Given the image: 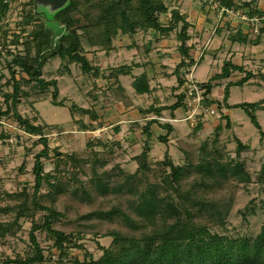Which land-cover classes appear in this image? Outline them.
Segmentation results:
<instances>
[{
	"label": "rangeland",
	"instance_id": "rangeland-1",
	"mask_svg": "<svg viewBox=\"0 0 264 264\" xmlns=\"http://www.w3.org/2000/svg\"><path fill=\"white\" fill-rule=\"evenodd\" d=\"M163 1L170 8L179 7L184 11L180 10L183 15L196 20H193L198 26L192 31L195 42L193 47L199 52V60L202 54L206 55L198 66L196 64L197 68L191 69L190 73L193 78L195 75L196 82H200L199 84L207 82L214 75V70L221 72L224 61L230 59L237 65L244 64L248 71L257 72L255 78L250 80L253 81L251 84L231 88V102L255 103L264 98L262 72L264 60L261 59L263 52L259 54L256 48H252L256 46L255 44L250 43L248 47H244L238 43L235 45L229 39L230 32L241 27L242 16L247 15V11L227 14L220 9L216 0ZM250 1L253 0H236L239 4ZM67 4L68 1L63 0H36L34 4L32 0H12L10 9L0 18L1 111L7 110V95L14 91L9 65L14 66L12 62L16 57L26 56L27 44L31 42L32 33L37 26L44 22L48 28H53L54 25H48L47 21ZM257 4L261 5L260 11H262L264 0H255V6ZM85 11L81 8L78 15L82 26L95 21L94 17L85 18L83 16ZM170 17V13L162 15V23L167 24ZM205 17L208 18L207 21H204ZM202 22L205 29L201 33L199 27L201 28ZM258 25L260 27V24ZM180 28L181 25L171 33L172 35L162 36L159 41H164L166 38L165 40L174 44L178 40ZM52 30L55 32L56 29ZM151 32L153 36L159 37L156 32ZM78 33L84 54L91 61L92 66H99L101 63L102 66H119L131 62L133 53H130V57L124 53V57L119 56L120 59L114 60L113 64L109 56L104 55L101 58L99 54L106 51H101L100 47L92 45L95 43V36H98V29L89 31L82 29ZM121 37L120 35L115 40L116 46L118 42H122ZM251 38L254 41L252 36ZM140 41L144 39L141 37ZM233 46L237 49L235 50ZM243 48L245 52L241 51ZM157 52L153 53L154 57L160 54L159 57L162 58V50ZM34 54L35 49L32 48V55ZM212 59H214L213 64ZM15 70L16 79L21 83V103L18 111L35 125L45 128L50 148L49 157L44 159L43 163L45 174L53 176L54 179L44 183L38 203L63 213L64 218L55 221L54 228L75 235V242L82 245L80 248L68 247L69 255L60 257L59 262L60 252L54 246L55 241L47 233L37 232L46 258L43 264L97 261L104 254L102 248H109L113 242V238L108 236L111 232L117 231L122 235L134 237H142L150 232V229L133 232L122 218L104 221L92 216L95 213L119 208L136 219L133 208L139 203L138 198L127 193V188L119 193H115L114 190L125 180L118 164H122L123 170L128 172L136 171L137 164L131 155L137 154L138 150L124 149L127 144L124 142L125 133L119 135L122 148L113 145L115 135L112 132L117 127L119 118L115 114L114 117L107 116L106 113L118 98L111 92L112 90L109 91L106 82L97 81L93 73H84L80 65L70 63L68 59L59 57L50 59L43 70V78L58 81L60 94L57 101L63 103L59 107L53 103V88L42 92L34 82L27 83L26 74L18 68ZM187 71L189 70L186 69L185 72L188 73ZM243 77V74L234 73L231 81L237 82ZM226 83H214L215 87L209 96L210 100L215 101L213 105L203 101L204 103L197 107L193 114L192 110H187L190 113L189 117L193 116L191 119L189 117L186 119L190 121V133L187 139L189 146L186 147L189 156L185 159L184 154L179 151L178 141L172 143L173 155H169L174 159V163L182 159L180 165L184 166V172L179 181L170 179L166 182L164 177L170 173V170L163 165H155L152 172L147 175V179L141 181L140 185L142 190L153 185L157 198L173 202L182 214L190 213L189 219L192 221H189L193 224L195 222L198 225H205L214 234L233 239L244 237L253 240L261 233L264 226V184L259 181V174L264 166V139L242 109L229 110L232 119L229 116L230 127L227 126V115L223 107ZM219 100L222 102V108L217 104ZM115 108H117L115 111L118 110L117 106ZM82 109L94 112L98 118L101 116L106 128L102 131L84 128L83 126L92 124L93 115L91 113L84 115ZM257 113L258 121L264 131V111ZM197 127L201 128L195 131ZM40 138L26 133L13 114L0 120V223L10 224L13 228L12 234L0 240V264L6 258L15 259L18 256L25 258L32 254L30 232L33 224L42 223L46 215L45 212L36 209L32 201L35 186L33 174L35 156L44 149ZM94 140L103 143L96 145ZM237 140L249 149L240 151ZM90 143L95 145L91 146ZM162 149L165 147L154 146L152 156L158 157ZM160 157L163 160L164 154ZM236 162H242L251 174L250 184H239L230 174L222 179L223 177L217 175L219 173L216 169L211 176L218 177V181L195 170V167L201 163H218L227 167ZM96 177L97 180L108 182L110 193L100 194ZM7 194L14 196L9 197ZM211 208L218 209L220 213L212 216L209 211ZM161 223L162 220L159 221V225Z\"/></svg>",
	"mask_w": 264,
	"mask_h": 264
},
{
	"label": "trees",
	"instance_id": "trees-1",
	"mask_svg": "<svg viewBox=\"0 0 264 264\" xmlns=\"http://www.w3.org/2000/svg\"><path fill=\"white\" fill-rule=\"evenodd\" d=\"M34 1L32 0L33 4ZM220 5V9L227 8L235 11H247L249 18H264V12L260 11L255 6V0L244 3H237L236 0H216ZM12 0H0V18L10 9ZM81 8H84L85 18L94 17L95 21L86 26L81 25L80 14ZM170 13L171 17L167 24L162 23L161 16ZM48 20V18L46 17ZM48 25L53 24L52 29L48 28L44 22L37 26L32 33V40L27 44L26 56H18L13 60L14 66H10L12 74L13 93L7 95L6 103L7 110H0V120L3 117L13 114L18 124L24 131L30 135L40 136V143L44 149L35 156V164L33 174L35 175V186L33 195V205L36 209L46 213L42 223H34L30 232V242L33 252L25 258L18 256L15 259L6 258L1 264H43L46 260L44 251L37 237V232H45L51 237L55 244L54 246L60 252V257H66L68 247L77 246L75 235L66 234L65 232L55 229L53 224L55 221L64 218V214L54 208H48L38 203L39 193L44 183L54 179L53 176L45 174L43 160L49 157L50 148L46 138V130L44 127L35 125L30 119L24 118L18 111V106L21 103V83L16 79L15 69L18 68L22 73L28 76L27 83H35V86L42 92L49 91L53 88L52 97L55 106H62V102H58L59 85L57 80H45L43 78V70L50 59L56 57L68 59L70 63L80 65L82 71L86 74L93 73L98 76L99 69L92 66L91 61L84 54L81 43L80 34L78 31L98 29V36H95L92 43L95 47H100L101 51L110 52L115 49L114 42L120 35H135L138 32L154 31L162 36H167L181 28L178 33V41L181 43L179 50L183 56L181 62L176 66L174 74L178 79V89H183L185 85V70L193 67L196 61L190 56L193 49L188 46L187 42L191 40L189 29L192 24L183 15L179 7L170 8L163 0H68V4L53 14L52 18L47 21ZM259 36L255 43L264 40V20L259 28ZM60 36V37H59ZM59 38H61L59 40ZM229 39L233 43H246L249 41L248 34H245L241 27L238 30L230 32ZM59 40V41H58ZM32 48L35 49L34 56ZM49 53V54H48ZM15 68V69H14ZM132 67L122 65L113 71V75L131 74ZM239 72L244 75L237 82L229 81L224 88V100L217 101L219 108L227 109H242L246 112L252 124L259 131L261 138L264 139V131L258 121L257 112L264 111V98L255 103H241L236 105L229 104L230 92L232 87H243L250 80L255 78L252 71L246 70L244 66L235 64L232 60L224 61L221 72L213 76L208 82L201 83L200 86L205 89V100L209 104L215 103L209 99L215 87L214 82L218 80L231 79L232 75ZM133 88L136 93L142 95L149 93L150 86L146 75H141L135 78ZM117 98L123 97V88L120 86L115 90ZM203 102V103H204ZM179 108L189 109L186 104V94L183 90L177 96V102L171 106L157 108L150 107L144 113H155L161 115L165 110H170L172 113ZM83 114L91 113L92 124L83 126L86 129L96 131L102 127V118L97 117L94 112L82 109ZM158 121V120H157ZM227 126L230 127V118L226 116ZM153 120L148 122L144 128L147 140L142 148V152L133 158L137 163V169L134 172L123 170L121 165L118 168L124 174L125 180L119 183L114 189L115 193H119L124 188H127V193L138 198L139 203L135 206V218L129 216L124 210L113 208L106 212L92 214L104 221H112L122 218L125 224L130 227L133 232H138L143 229L151 230L142 237L125 236L119 232H111L108 236L113 238V242L109 248H102L104 254L97 260L90 262H77V264H264V226L261 233L253 240L248 238H229L228 236L214 234L205 225H198L189 220L190 213L182 214V212L174 206L173 202H167L164 199L157 198L154 186H150L145 190L141 189V181L147 179V175L152 172L155 165H163L170 170L164 179L169 182L170 179L179 181L184 172V166L175 164L168 153L165 154L161 161H153L151 159V146L149 140L152 137L150 131ZM167 131L166 136H160V142H168V136L173 131V126L169 124H160ZM201 127H197L198 131ZM119 131V129H117ZM96 145H101L103 142L94 140ZM238 149L247 150L248 146L244 145L240 140H237ZM91 146L95 145L90 143ZM113 145L121 148V143L113 141ZM189 144L186 145L188 147ZM183 148L185 159L189 150ZM214 169L219 173V177L226 178L230 174L233 179L239 184H250L252 176L242 162H236L234 165L227 167L218 163L199 164L195 167L198 173L213 177L217 180L218 177L211 176ZM126 171V172H125ZM165 172V171H164ZM166 174V172H165ZM98 191L101 195L110 193L108 182L97 180ZM259 181L264 184V166L259 174ZM13 197L12 194L8 195ZM210 214L216 215L218 209L211 208ZM255 213V212H254ZM162 220L161 225L159 221ZM141 222V224H140ZM13 233L12 225H4L0 223V240ZM81 239V238H79ZM82 240V239H81Z\"/></svg>",
	"mask_w": 264,
	"mask_h": 264
},
{
	"label": "crops",
	"instance_id": "crops-1",
	"mask_svg": "<svg viewBox=\"0 0 264 264\" xmlns=\"http://www.w3.org/2000/svg\"><path fill=\"white\" fill-rule=\"evenodd\" d=\"M180 5L182 6V3H180ZM256 7L259 10H261V5L258 6L257 4ZM262 11H264V8ZM207 19L208 18L204 19V21L205 20L207 21ZM187 20L192 24V27L189 30V35L191 36V40L187 42V45L193 47V44L195 42L192 37L193 36L192 31L196 27L198 28V26L194 22L196 20H194L192 17L191 19L187 18ZM201 24L202 26L201 28L199 27V30L202 33L205 27H204L203 22L200 23V25ZM241 24L240 25H241L243 32L245 34H248L250 39L246 43H238V44H241L244 47H248L250 43L255 44L256 46H253L252 48L254 49L256 48L259 54L263 52V56H264V40L261 39L260 42L255 43V40L259 36L258 35L259 33L253 32V28L251 27L250 23L241 22ZM232 26H234V24ZM260 27H261V24H260ZM260 27L258 25V28ZM141 33H143L145 36L142 35ZM170 35L172 34L170 33ZM121 36H122L121 37L122 42H118L117 43L118 46L114 44L115 46L114 50H111L110 52H102L99 55L101 58L104 57V55L109 56L111 63L113 64L114 60L120 59L119 56L123 58L124 53L128 57H130V53H133V55L131 56V60H130L131 62L130 63L126 62L119 66H102V63L99 64V66H95L96 68L100 70L98 76H96L97 81L102 80L103 82H106L105 85H107L109 91L111 90V88L115 90L116 88H119L120 86L123 88V91H124L122 92L123 97H119L118 100H115L114 102L115 103L117 102V103L115 104L113 102L112 107L109 108L110 111L106 113L107 116L111 115V117H114L116 115L119 118V121L116 124L117 127L112 132L115 135V138L113 141L120 142L121 146H123L121 139L119 138V135H124L125 133L124 142H126L127 144L125 145L124 149H127V151H130L131 149H136V151L138 150L137 154L133 156L131 155L133 159L134 157H136L142 152V148L145 144V141L148 139L146 136V133L144 132V128L146 127L148 122L156 120V122L152 123L151 129H150L152 133V137L149 140V144L151 146V154H150L151 159L153 161H161L162 158L160 157V155L164 154L165 156L166 152H169V155H173L172 143H174V141H178L177 142L178 149L182 154H184L183 148L186 147V145L188 144L187 139L190 133V127H189L190 121L186 119L187 117H189L190 113H188L184 108H179L173 113L170 110H165L161 113V115H156L155 113H149V114L144 113L146 110H148L152 106L160 108V107H165V106H171L177 102V96L182 92L181 91L182 89H178V79L176 75L174 74V71L176 69V66L183 59V56L179 50V46L181 45V43L177 40L174 44H171V42H168V40H165L166 38H164V41L162 40L159 41L162 35L159 34V37L156 35L153 36L151 31L138 32L135 35H121ZM251 36L254 38V41L251 38ZM141 37L144 39V41H140ZM234 44L236 45L237 43H234ZM161 50L163 53L162 58H160L161 56L159 57L160 54L155 55L154 57L153 53L157 51L160 52ZM241 51L245 52V48L241 49ZM198 54L199 52H197L193 47V49L190 52V56L196 61L197 66L198 64L201 63L200 61H202V59L206 56L205 53L202 54V57L200 58L201 60H199ZM247 54H249V52H247ZM263 56L261 57V59L264 60ZM101 58H100V61H101ZM213 60L214 59H212V64H213ZM196 64L193 67L197 68ZM122 65L131 66L132 67L131 74L119 75L118 77L113 75V71L116 68L121 67ZM245 65H247V62H245ZM241 66H244V64H242ZM244 67L246 68V70H248L246 66ZM217 71L218 70H214L213 76L220 73ZM262 72L264 73V66L262 67ZM236 73H239V72H236ZM141 75L147 76V79L149 81L150 90H151L149 93L142 94V95L136 93V91L133 88V82L135 78ZM194 79H195V75H194ZM231 80L232 79L222 80V81L218 80L215 82L222 84L224 82L228 83ZM252 82L250 81L248 84H251ZM202 83H206V82H202ZM111 92L115 94L114 91H111ZM230 98H231V92H230ZM230 98H229V104L236 105L237 103H232ZM238 104H241V103H238ZM116 106L118 107V110L115 111V109H117L115 108ZM229 110H232V109L225 108L224 110L225 115L231 117V115L229 114ZM128 124H131V125L128 126ZM160 124L162 125L169 124L173 126V131L168 136V142L166 143L160 142L159 140L160 136L167 135V131L163 129L160 126ZM105 128L106 127L104 126V122H102V127L99 128V131H102ZM117 129H119V131H117ZM186 132L188 134H185ZM181 134L183 135L185 134L184 135L185 137L182 136ZM154 146H156L157 148H159V146L160 147L162 146V148L165 147V149H162V152L161 154L158 155V157L152 156L154 152L153 151ZM134 162L136 163V161ZM180 162H182V159H180L175 164H180Z\"/></svg>",
	"mask_w": 264,
	"mask_h": 264
},
{
	"label": "built area",
	"instance_id": "built-area-1",
	"mask_svg": "<svg viewBox=\"0 0 264 264\" xmlns=\"http://www.w3.org/2000/svg\"><path fill=\"white\" fill-rule=\"evenodd\" d=\"M222 11L230 14V12H232V14L235 13V10H230L227 8H222ZM242 21L243 22H247L251 24V27L253 28V32L254 33H259V28H258V24H262V21L264 20V18H249L246 14L242 16ZM253 25V26H252ZM193 67H191L190 69L188 68L189 71H187L188 73H186L185 75V85L183 87L184 92L186 94V104L188 106V108L190 110H192V114L195 112V109L197 107H200L201 104L203 103V101L205 100V89H203L200 84L198 82H196V80L193 78V76L191 75V69ZM193 118L189 117V119Z\"/></svg>",
	"mask_w": 264,
	"mask_h": 264
},
{
	"label": "water",
	"instance_id": "water-1",
	"mask_svg": "<svg viewBox=\"0 0 264 264\" xmlns=\"http://www.w3.org/2000/svg\"><path fill=\"white\" fill-rule=\"evenodd\" d=\"M63 1H65V2H66V1H68V0H63Z\"/></svg>",
	"mask_w": 264,
	"mask_h": 264
}]
</instances>
